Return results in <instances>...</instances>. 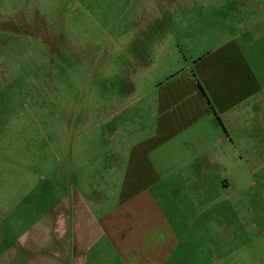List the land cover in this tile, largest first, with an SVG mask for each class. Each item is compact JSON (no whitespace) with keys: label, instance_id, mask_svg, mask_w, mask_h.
I'll list each match as a JSON object with an SVG mask.
<instances>
[{"label":"rangeland","instance_id":"1","mask_svg":"<svg viewBox=\"0 0 264 264\" xmlns=\"http://www.w3.org/2000/svg\"><path fill=\"white\" fill-rule=\"evenodd\" d=\"M242 22L264 85V0H0V264L13 262L22 232L53 228L41 214L53 216L77 190L97 198L118 182L113 128L126 143L152 134L143 95L159 78L152 64L161 41L187 36L210 50ZM262 101L240 126L245 140L228 144L226 166L184 169L181 186H197L177 192L182 264H264ZM215 178L228 186L210 188Z\"/></svg>","mask_w":264,"mask_h":264},{"label":"crops","instance_id":"2","mask_svg":"<svg viewBox=\"0 0 264 264\" xmlns=\"http://www.w3.org/2000/svg\"><path fill=\"white\" fill-rule=\"evenodd\" d=\"M245 24L229 26L234 34L210 50L187 36L161 41L152 64L159 78L149 81L152 85L143 95V107L153 108L152 134L139 143H126L127 135L121 139V128L115 126L118 147L111 156L123 166L118 182L104 186L107 193L97 198L77 190L53 210V216L41 214L40 222L50 220L53 228L17 236L9 264H182L176 254L182 234L177 192L197 186L192 181L181 186L184 169L199 163L202 172L226 166L228 144L245 140L240 126L250 120L247 110L255 113L262 107L264 85L248 54L252 39L240 37L250 27ZM150 68L147 62L148 74ZM182 142L192 143L196 151L185 149ZM183 153L192 157L190 163L183 165ZM219 182L229 184L215 178L207 185L212 188ZM151 186L158 191L152 193ZM165 204L171 206L168 211Z\"/></svg>","mask_w":264,"mask_h":264},{"label":"trees","instance_id":"3","mask_svg":"<svg viewBox=\"0 0 264 264\" xmlns=\"http://www.w3.org/2000/svg\"><path fill=\"white\" fill-rule=\"evenodd\" d=\"M199 88L203 91L201 84L197 81Z\"/></svg>","mask_w":264,"mask_h":264}]
</instances>
